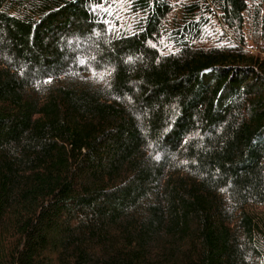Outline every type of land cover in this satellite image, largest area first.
<instances>
[{"label": "trees", "instance_id": "trees-1", "mask_svg": "<svg viewBox=\"0 0 264 264\" xmlns=\"http://www.w3.org/2000/svg\"><path fill=\"white\" fill-rule=\"evenodd\" d=\"M0 264H264V0H0Z\"/></svg>", "mask_w": 264, "mask_h": 264}, {"label": "snow or ice", "instance_id": "snow-or-ice-1", "mask_svg": "<svg viewBox=\"0 0 264 264\" xmlns=\"http://www.w3.org/2000/svg\"><path fill=\"white\" fill-rule=\"evenodd\" d=\"M97 7H99V5H97Z\"/></svg>", "mask_w": 264, "mask_h": 264}]
</instances>
